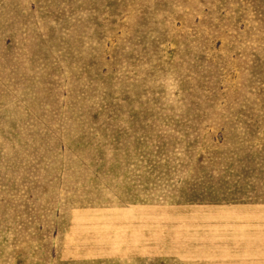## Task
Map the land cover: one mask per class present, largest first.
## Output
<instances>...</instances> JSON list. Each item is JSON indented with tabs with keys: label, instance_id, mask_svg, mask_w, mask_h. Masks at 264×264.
<instances>
[{
	"label": "rangeland",
	"instance_id": "obj_1",
	"mask_svg": "<svg viewBox=\"0 0 264 264\" xmlns=\"http://www.w3.org/2000/svg\"><path fill=\"white\" fill-rule=\"evenodd\" d=\"M0 264H264V0H0Z\"/></svg>",
	"mask_w": 264,
	"mask_h": 264
}]
</instances>
